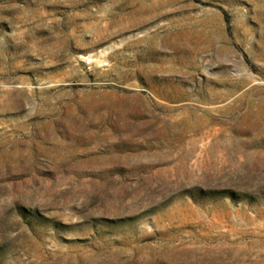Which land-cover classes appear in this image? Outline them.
Listing matches in <instances>:
<instances>
[{
	"label": "rangeland",
	"instance_id": "rangeland-1",
	"mask_svg": "<svg viewBox=\"0 0 264 264\" xmlns=\"http://www.w3.org/2000/svg\"><path fill=\"white\" fill-rule=\"evenodd\" d=\"M0 264H264V0H0Z\"/></svg>",
	"mask_w": 264,
	"mask_h": 264
},
{
	"label": "bare ground",
	"instance_id": "bare-ground-1",
	"mask_svg": "<svg viewBox=\"0 0 264 264\" xmlns=\"http://www.w3.org/2000/svg\"><path fill=\"white\" fill-rule=\"evenodd\" d=\"M88 59H89V58H88ZM88 59H87V60H88Z\"/></svg>",
	"mask_w": 264,
	"mask_h": 264
}]
</instances>
